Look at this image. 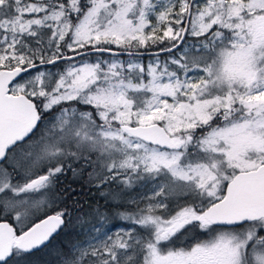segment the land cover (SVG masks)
Returning a JSON list of instances; mask_svg holds the SVG:
<instances>
[{
	"label": "snow or ice",
	"instance_id": "obj_1",
	"mask_svg": "<svg viewBox=\"0 0 264 264\" xmlns=\"http://www.w3.org/2000/svg\"><path fill=\"white\" fill-rule=\"evenodd\" d=\"M0 264H264V0H0Z\"/></svg>",
	"mask_w": 264,
	"mask_h": 264
},
{
	"label": "rangeland",
	"instance_id": "obj_2",
	"mask_svg": "<svg viewBox=\"0 0 264 264\" xmlns=\"http://www.w3.org/2000/svg\"><path fill=\"white\" fill-rule=\"evenodd\" d=\"M77 191H81L80 189H77ZM98 193H95V192H89L87 188L83 189V194L79 197V199H81L85 205H87L88 203H93L94 202V199L96 197H98ZM207 237H201V239H206ZM59 240V238H58ZM58 240L57 241H54L53 243L54 244H58ZM41 259L42 260H47L49 259L48 256L46 255H42L41 256Z\"/></svg>",
	"mask_w": 264,
	"mask_h": 264
}]
</instances>
